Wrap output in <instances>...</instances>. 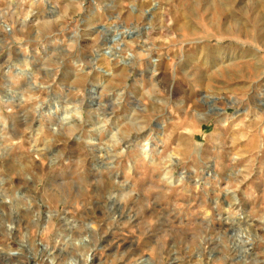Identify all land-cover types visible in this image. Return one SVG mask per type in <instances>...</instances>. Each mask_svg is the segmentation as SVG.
Listing matches in <instances>:
<instances>
[{"label":"rangeland","instance_id":"374dc122","mask_svg":"<svg viewBox=\"0 0 264 264\" xmlns=\"http://www.w3.org/2000/svg\"><path fill=\"white\" fill-rule=\"evenodd\" d=\"M88 253L264 264V0H0V264Z\"/></svg>","mask_w":264,"mask_h":264},{"label":"bare ground","instance_id":"6f19581e","mask_svg":"<svg viewBox=\"0 0 264 264\" xmlns=\"http://www.w3.org/2000/svg\"><path fill=\"white\" fill-rule=\"evenodd\" d=\"M127 32V31H126ZM125 32V33H126ZM121 35V34H120ZM117 47V46H116ZM111 56L113 57V58H119V59H121L122 60V57L120 56V55H118V54H111ZM125 60V59H124ZM125 64H127V62L126 61H123ZM251 228V227H250ZM88 238V237H87ZM249 238V237H248ZM79 241V240H78ZM89 242V241H88ZM88 242H87V240L86 239H81L80 240V242H79V245H81V246H83V248H85V249H87L88 247H89V245H88ZM90 254L88 253L87 255H86V257H85V261H86V263H83V264H88L89 263V261H90ZM67 264H69V263H67ZM70 264H82V263H80L78 260H74V262L72 263V262H70Z\"/></svg>","mask_w":264,"mask_h":264}]
</instances>
